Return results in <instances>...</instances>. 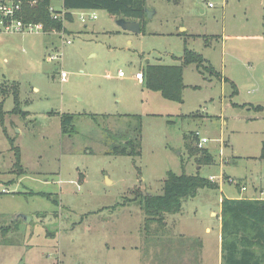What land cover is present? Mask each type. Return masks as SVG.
Instances as JSON below:
<instances>
[{"label": "rangeland", "instance_id": "obj_1", "mask_svg": "<svg viewBox=\"0 0 264 264\" xmlns=\"http://www.w3.org/2000/svg\"><path fill=\"white\" fill-rule=\"evenodd\" d=\"M52 6L61 10L62 0ZM144 10L140 32L122 29L118 17L98 9L85 11L97 15L86 22L79 19L83 10H74L72 21H63V36L0 34V83L6 85L0 93V264H172L154 241L171 237L173 219L203 238L206 263L216 264L211 210L221 196L264 192V0H145ZM185 45L203 61L183 67L182 102L131 78L146 63L180 64ZM52 54L59 59L49 61ZM13 81L22 113L11 112ZM63 113L76 115L75 133L61 132ZM121 113L141 117L140 155L111 152L126 135L135 136L139 122ZM7 135L21 166L14 165ZM201 137L208 141L198 147ZM188 145L208 149L213 163L197 168ZM167 170L213 174L208 178L218 187L184 199L180 214L147 223L136 191L161 192ZM18 213L30 221L12 226ZM206 224L212 232L203 231Z\"/></svg>", "mask_w": 264, "mask_h": 264}, {"label": "trees", "instance_id": "obj_2", "mask_svg": "<svg viewBox=\"0 0 264 264\" xmlns=\"http://www.w3.org/2000/svg\"><path fill=\"white\" fill-rule=\"evenodd\" d=\"M52 0H22V16L26 21L42 22L45 30L55 28L61 30L63 21H72L74 10H106L114 17H125L131 20H140L145 15V0H62V9L57 12H64V20L54 19L50 6ZM142 31V25L140 23ZM203 61L201 54L188 48L183 49L180 64H147L143 71L144 86L146 89L159 92L160 95L169 101L182 102L183 67L192 63L198 64ZM5 83H0V93L5 92ZM15 107L12 113L22 112L18 110V88L12 84ZM2 90V91H1ZM25 113V112H23ZM5 111L0 102V122L3 124ZM89 116L96 122L94 114ZM106 116V115H104ZM137 119L138 124L133 128L135 136H125V142H116L111 152L118 155L137 156L141 153L142 128L139 115H124ZM76 115L63 113L60 116L61 132L73 134L76 132ZM129 125V124H128ZM195 137V134H194ZM196 138V137H195ZM8 142L15 153V166H21L19 148L14 144V138L7 135ZM187 141L188 135L185 136ZM199 139V138H198ZM198 141V140H197ZM188 142V141H187ZM186 142V143H187ZM191 154H196L198 165L212 164L213 157L208 149H199L197 146H187ZM259 157L264 159V140L261 142ZM218 184L208 177L196 174H187L182 171L180 174L168 170L162 182L161 192L155 194H144L136 191L135 200L144 212L145 222H164L166 214L179 213L182 210L183 200L197 195L199 189L217 188ZM48 198L50 194L40 193ZM55 199H53V202ZM57 204V202H54ZM221 261L222 264H264V200L247 198H226L221 201ZM18 220L13 222L16 225ZM9 226L1 227L2 235Z\"/></svg>", "mask_w": 264, "mask_h": 264}, {"label": "crops", "instance_id": "obj_3", "mask_svg": "<svg viewBox=\"0 0 264 264\" xmlns=\"http://www.w3.org/2000/svg\"><path fill=\"white\" fill-rule=\"evenodd\" d=\"M147 64H150V63H146V65ZM145 66L141 70H137V71H142L143 72ZM137 71H135V73ZM131 78L136 80L137 83H140V84H142L144 86V80H143L144 77H143L142 81L136 79L134 77V75H132ZM12 83L17 84V88H18V83L16 81H13ZM8 84H9V82H8ZM18 99H19V93H18ZM11 112H12V110H11ZM26 113H27V111L25 113H23V115H25ZM118 115L124 116V115H128V113H123V114L121 113V114H118ZM107 116H109V114ZM219 165L223 166V163H221L219 161ZM199 167H200V165L197 168H199ZM177 174H180V173H177ZM212 175L213 174H209L208 177H210ZM213 176H215V175H213ZM204 177H206V176H204ZM10 180L11 179H8L6 182H8ZM3 190L4 189H2V192H4ZM246 190H247V187H246L245 190H240V191H246ZM259 190H262V189H259ZM7 191H8V189H7ZM223 197H226V198H239V199L240 198L253 199V198H256L257 196H255V194H252L251 196H246V195H243V194H239V195H235V196L224 195V196H221L219 198L218 202H217L218 203L217 211L211 210L212 216L215 217L216 222H217L216 223V238H215L217 243H216V248L214 249L215 250L216 264H222V261H221V216H220V209H221V201H222ZM178 214H180V212ZM176 221H179V222H176ZM170 222L172 224V232L170 233V230H169L168 234L171 237L157 236L155 238V241H154L155 245H156V247L158 249L157 251L163 253V254H161V257L166 258V260H170L172 262V264H175V263L176 264H207L206 262L209 261L210 253L203 248V241H201V239H203V238H200V236H197V234L191 232L189 227H186L182 222H180V219H173ZM167 225H170V224L167 222L166 226ZM12 226H15L14 222H13ZM212 230H213V228L210 225H208V224H206L203 227V231L205 233H210V232H212ZM195 237L197 239H199V246L196 249H192L191 244L193 243V240H195ZM134 246L135 247L139 246V244L138 245H134ZM140 246H142V244H140Z\"/></svg>", "mask_w": 264, "mask_h": 264}, {"label": "built area", "instance_id": "obj_4", "mask_svg": "<svg viewBox=\"0 0 264 264\" xmlns=\"http://www.w3.org/2000/svg\"><path fill=\"white\" fill-rule=\"evenodd\" d=\"M211 5V3L209 4ZM50 11L52 12V16L54 19H62L64 20V12H57L55 8L51 5ZM86 10L80 11L79 19L81 22H86L88 19H96L97 15L95 12H85ZM55 33L63 36L65 34V28L61 30H57L52 28L50 30H45L44 24L42 22H32L24 20L22 16V0H0V34H11V33ZM65 42L67 44L71 43L70 39H66ZM55 59H59V54H52L48 57L49 61H53ZM118 76L123 77L124 73L122 70L118 71ZM134 77L140 81L143 79V72L137 71L134 74ZM66 78V73L64 71L60 72V79L63 81ZM208 139L206 137H201L198 139L197 146L202 147L204 143H206ZM211 180V179H210ZM229 182L234 181L232 178L228 180ZM237 184V183H235ZM241 190H245V185L240 186ZM4 192H8L6 189ZM257 199L264 200V192L262 190L259 191Z\"/></svg>", "mask_w": 264, "mask_h": 264}, {"label": "water", "instance_id": "obj_5", "mask_svg": "<svg viewBox=\"0 0 264 264\" xmlns=\"http://www.w3.org/2000/svg\"><path fill=\"white\" fill-rule=\"evenodd\" d=\"M147 14L150 17L153 14V11L147 10ZM116 24L124 30H129L132 32H140L141 31L140 23L137 20L127 19L125 17H118L116 19ZM15 219H20V220L23 219V220L30 221V218L27 217L26 215L22 214V213H18L15 216V218L13 219V221Z\"/></svg>", "mask_w": 264, "mask_h": 264}]
</instances>
